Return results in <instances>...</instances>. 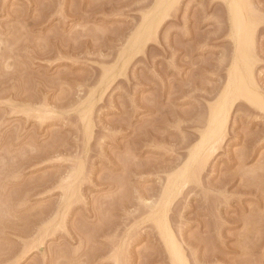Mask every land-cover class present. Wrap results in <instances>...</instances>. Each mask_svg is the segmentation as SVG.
Returning <instances> with one entry per match:
<instances>
[{"label":"rangeland","instance_id":"rangeland-1","mask_svg":"<svg viewBox=\"0 0 264 264\" xmlns=\"http://www.w3.org/2000/svg\"><path fill=\"white\" fill-rule=\"evenodd\" d=\"M0 264H264V0H0Z\"/></svg>","mask_w":264,"mask_h":264},{"label":"bare ground","instance_id":"bare-ground-1","mask_svg":"<svg viewBox=\"0 0 264 264\" xmlns=\"http://www.w3.org/2000/svg\"><path fill=\"white\" fill-rule=\"evenodd\" d=\"M234 78H235V76H234ZM234 87L236 88L235 91L238 92L239 91L238 89L240 87L238 88L235 85H234ZM216 110H217V108H216ZM215 111H214V113H215ZM222 112H223L222 110L220 113H219V111H216V113L213 115V119L211 121V124H209L210 125L209 140L211 139L213 141H215V140L217 141V140H219V138L221 139L222 134H224L223 132L226 128V125H225V118H224L225 114L223 115L224 112L223 113ZM174 245H175V243H174ZM175 247H176V245H175ZM175 247L173 248V250H174L175 254L180 258L178 249Z\"/></svg>","mask_w":264,"mask_h":264}]
</instances>
